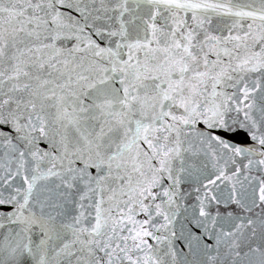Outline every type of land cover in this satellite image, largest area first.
<instances>
[{"label":"snow or ice","instance_id":"obj_1","mask_svg":"<svg viewBox=\"0 0 264 264\" xmlns=\"http://www.w3.org/2000/svg\"><path fill=\"white\" fill-rule=\"evenodd\" d=\"M0 264H264V0H0Z\"/></svg>","mask_w":264,"mask_h":264}]
</instances>
